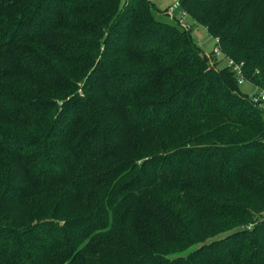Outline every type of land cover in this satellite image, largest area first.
Returning <instances> with one entry per match:
<instances>
[{
  "label": "trees",
  "instance_id": "obj_1",
  "mask_svg": "<svg viewBox=\"0 0 264 264\" xmlns=\"http://www.w3.org/2000/svg\"><path fill=\"white\" fill-rule=\"evenodd\" d=\"M178 1L0 0V264H264V0Z\"/></svg>",
  "mask_w": 264,
  "mask_h": 264
},
{
  "label": "rangeland",
  "instance_id": "obj_2",
  "mask_svg": "<svg viewBox=\"0 0 264 264\" xmlns=\"http://www.w3.org/2000/svg\"><path fill=\"white\" fill-rule=\"evenodd\" d=\"M153 2L158 7L166 8L168 5L172 4L174 2V0H153ZM175 14L178 18H180L181 21L183 20L182 25L184 27H186V29L192 30V33H193L195 40L203 47V49L206 51V53L210 54V52L213 51L214 47L216 46L215 38L209 34V32L207 31V29L204 26L194 22V20L190 17L188 12L183 11L181 8L180 9L176 8ZM223 55H224V53L222 52L220 56L219 55H213L212 57L208 56V57H210L209 62L212 65H215V64L219 65L218 67H220L224 64H227V66L233 67L232 65H229V62H231V61L234 62V60L232 58H228V56H225L224 58H222ZM242 72H243V70H242ZM236 74H237V72H236ZM243 75H244V72H243ZM239 84H240L241 90L248 93L251 96L253 95V93H255L257 91V89L250 82V80H248L245 77V75H244V82L239 83ZM218 235H220V234H218ZM195 246L196 245L189 247L188 249L184 250L180 254H187Z\"/></svg>",
  "mask_w": 264,
  "mask_h": 264
},
{
  "label": "built area",
  "instance_id": "obj_3",
  "mask_svg": "<svg viewBox=\"0 0 264 264\" xmlns=\"http://www.w3.org/2000/svg\"><path fill=\"white\" fill-rule=\"evenodd\" d=\"M180 5L178 0H174L173 4L170 6V14L173 15L175 9ZM183 22V20L181 21ZM215 52L216 54H220V48H215ZM229 65H232L234 67V70L237 72L238 77H239V83H243L244 82V75L241 69V65L240 64H236L235 62L231 61L229 62ZM253 101L256 103H260L263 108H264V92H260L257 94H253Z\"/></svg>",
  "mask_w": 264,
  "mask_h": 264
}]
</instances>
